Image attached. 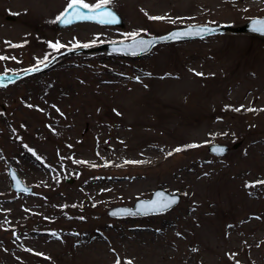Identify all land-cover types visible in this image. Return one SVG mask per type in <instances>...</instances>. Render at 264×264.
Instances as JSON below:
<instances>
[{
	"label": "rangeland",
	"instance_id": "1",
	"mask_svg": "<svg viewBox=\"0 0 264 264\" xmlns=\"http://www.w3.org/2000/svg\"><path fill=\"white\" fill-rule=\"evenodd\" d=\"M69 2L0 0V73L67 47L264 15V0H111L122 26L58 28ZM237 141L223 156L207 150ZM8 163L31 195L11 188ZM262 181L258 36L157 44L141 57L71 55L0 86V264H264ZM157 186L180 201L157 214L108 215Z\"/></svg>",
	"mask_w": 264,
	"mask_h": 264
},
{
	"label": "water",
	"instance_id": "2",
	"mask_svg": "<svg viewBox=\"0 0 264 264\" xmlns=\"http://www.w3.org/2000/svg\"><path fill=\"white\" fill-rule=\"evenodd\" d=\"M65 9L62 13L65 12ZM81 11L86 15L89 14L88 9H81ZM98 11L100 13L110 12L115 17V22L102 23V24H116V25L123 24L122 18L112 7L105 5L102 8H100ZM71 15H72V10L70 9L69 12L66 13L64 17H62L60 20L57 19L56 26L59 28L66 27V26H69L71 24H74L80 21H93V22L101 23L99 22L100 17L96 16L94 13H92V15H94L93 19H87V20L73 19L71 23H64L63 20L70 18ZM6 17L8 19H13V17L10 15H7ZM260 22H264V15L263 16H253L237 24H233L230 22L221 23V24H208V23L188 24V25H184L180 27H174L164 33L156 34V35H147V36L140 35V36H136V37L125 39V40L103 41L95 45H88L86 47L85 46L70 47V48H66L56 53L51 59H49L47 62L41 65L31 67V68L25 69L17 73L0 74V85L8 84L10 82L16 81L18 79H21L22 77H25L31 74H38V73L45 72L49 70L50 68H52L63 57H67V56L75 55V54L116 52V53H121L123 56H127V57H140L142 55H145L154 45L158 43L199 39V38H203L205 36L216 34V33L252 34V35H257L259 37L264 38V32L254 30L260 27ZM184 32H188L191 34L187 36H181L180 38H172V34L184 33ZM140 40L151 41V44L147 48V50L145 51L140 50V47L138 46V42ZM236 145L237 143H235L233 147ZM207 148L209 152L215 155H223L229 150L228 145L216 143V142L209 144ZM7 174L11 181V188L14 191L22 192L25 194H31L33 192L32 187L29 184L25 183L20 178L17 171L11 165L8 166ZM66 180L71 181V179H68V178H66ZM179 197L180 196L178 193L168 192L161 187H157L152 192V195L149 198H139L135 201L133 206L124 205V204L115 205L109 208L107 210V213L110 216H116V217L142 216V215H147L150 213H159L175 205L179 201ZM162 199H168V200L175 199L176 202L172 204L169 208L163 211H155V210L150 211L149 210L151 201H159Z\"/></svg>",
	"mask_w": 264,
	"mask_h": 264
},
{
	"label": "snow or ice",
	"instance_id": "3",
	"mask_svg": "<svg viewBox=\"0 0 264 264\" xmlns=\"http://www.w3.org/2000/svg\"><path fill=\"white\" fill-rule=\"evenodd\" d=\"M111 2V0H100L99 3L96 5H89L88 3H85L84 0H70L69 4L67 5V8L65 9V12L61 14V16H58L57 19L60 20L62 17L65 16L66 13L69 12V10H72V15L70 18L64 19V23H71L73 19H93L94 13L96 16H99V22L101 23H112L115 22V17L112 15L110 12H105V13H100L98 10L102 8L105 5H108ZM81 9H88L89 14H84ZM151 19H163V17H151ZM254 30L264 32V22H260V27L256 28ZM191 33L184 32V33H174L172 34V38H180L181 36H187L190 35ZM132 37L137 36V33H132L130 34ZM151 41H144L140 40L138 42V46L140 47L141 51L147 50V48L150 46ZM87 45H85L86 47ZM50 47L53 49H58L62 47L59 43L56 44H51ZM5 59V57H0V60ZM46 66V65H45ZM39 70V69H37ZM197 75H202V73H197ZM191 147V146H190ZM180 149H176V151H179ZM261 183H264L262 181ZM176 201L175 199H162L159 201H151L150 202V207L149 210H155V211H163L167 208H169L172 204H174ZM117 264H119V261H117ZM127 264H131V261L127 262Z\"/></svg>",
	"mask_w": 264,
	"mask_h": 264
},
{
	"label": "bare ground",
	"instance_id": "4",
	"mask_svg": "<svg viewBox=\"0 0 264 264\" xmlns=\"http://www.w3.org/2000/svg\"><path fill=\"white\" fill-rule=\"evenodd\" d=\"M262 207L264 208V197H263V200H262Z\"/></svg>",
	"mask_w": 264,
	"mask_h": 264
},
{
	"label": "flooded vegetation",
	"instance_id": "5",
	"mask_svg": "<svg viewBox=\"0 0 264 264\" xmlns=\"http://www.w3.org/2000/svg\"><path fill=\"white\" fill-rule=\"evenodd\" d=\"M8 164H9V163H8ZM8 164H7V165H8ZM10 164H11V163H10ZM13 166H14V165H13ZM14 167H15V166H14Z\"/></svg>",
	"mask_w": 264,
	"mask_h": 264
}]
</instances>
